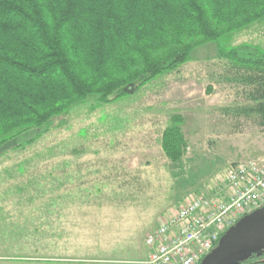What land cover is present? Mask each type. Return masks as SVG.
Masks as SVG:
<instances>
[{
	"label": "rangeland",
	"instance_id": "obj_1",
	"mask_svg": "<svg viewBox=\"0 0 264 264\" xmlns=\"http://www.w3.org/2000/svg\"><path fill=\"white\" fill-rule=\"evenodd\" d=\"M220 42L264 54V19ZM226 65L216 43L202 44L133 94L88 96L23 151L0 153V264H143L145 236L161 216L217 194L239 161L264 167V127L237 111L251 102L243 84L226 80ZM173 114L183 117L187 143L175 162L160 145ZM80 204L81 215H68ZM51 251L81 262L46 261Z\"/></svg>",
	"mask_w": 264,
	"mask_h": 264
},
{
	"label": "trees",
	"instance_id": "obj_2",
	"mask_svg": "<svg viewBox=\"0 0 264 264\" xmlns=\"http://www.w3.org/2000/svg\"><path fill=\"white\" fill-rule=\"evenodd\" d=\"M261 19L264 0H0V147L14 140L1 154L23 151L88 96L133 94L208 42L227 62L226 80L246 88L251 104L237 111L264 127V54L220 42ZM182 122L173 114L161 132L171 162L185 153ZM260 262L264 246L230 264Z\"/></svg>",
	"mask_w": 264,
	"mask_h": 264
},
{
	"label": "built area",
	"instance_id": "obj_3",
	"mask_svg": "<svg viewBox=\"0 0 264 264\" xmlns=\"http://www.w3.org/2000/svg\"><path fill=\"white\" fill-rule=\"evenodd\" d=\"M264 205V167L239 161L214 195L195 196L159 218L145 236V264H199L220 235L240 217Z\"/></svg>",
	"mask_w": 264,
	"mask_h": 264
},
{
	"label": "water",
	"instance_id": "obj_4",
	"mask_svg": "<svg viewBox=\"0 0 264 264\" xmlns=\"http://www.w3.org/2000/svg\"><path fill=\"white\" fill-rule=\"evenodd\" d=\"M14 144L9 141L0 147V153ZM264 246V205L240 217L226 229L217 245L199 264H230L234 257L250 248Z\"/></svg>",
	"mask_w": 264,
	"mask_h": 264
},
{
	"label": "crops",
	"instance_id": "obj_5",
	"mask_svg": "<svg viewBox=\"0 0 264 264\" xmlns=\"http://www.w3.org/2000/svg\"><path fill=\"white\" fill-rule=\"evenodd\" d=\"M97 173V172H96ZM96 173H95V171H94V174L91 176L93 179L96 177ZM98 175V174H97ZM92 183V182H91ZM87 190V189H86ZM93 190L97 193L98 192V189H93V187H91L90 188V190L87 192V196L88 195H90V200L91 201H94L95 200V194L96 193H93ZM97 200H98V197H97ZM99 201V200H98ZM84 208H87V207H85L84 206V204H80V206H78V207H75V208H68L69 209V211H71V214H68V215H71L74 219L76 218V216H79V215H81L82 214V212H84V211H82L81 212V210H83ZM64 209H62V211H63ZM74 212H73V211ZM92 211H95L94 210V208H92ZM90 212V213H93V212ZM76 221H81V222H84V220H82V218L81 219H79V218H77L76 220H75V222L74 223H76ZM46 251L48 250L49 251V249H45ZM148 252L149 251H147V256L146 257H148ZM50 254H48V252H45V256H44V258H46L45 260L46 261H50V262H54V261H56V262H67V263H70V262H73V263H79V262H81L79 259L77 260V258H74V259H69V258H67V257H64V256H60V257H55L54 255H53V253H52V251L51 252H49ZM143 254V258H144V253H142ZM1 260H3V261H10L9 259H2L1 258ZM28 260H30V259H28ZM35 260H37V259H35ZM11 263V262H10ZM144 264V263H143Z\"/></svg>",
	"mask_w": 264,
	"mask_h": 264
}]
</instances>
